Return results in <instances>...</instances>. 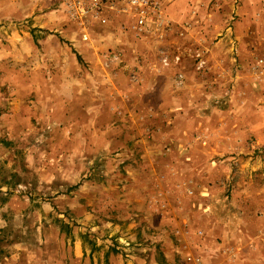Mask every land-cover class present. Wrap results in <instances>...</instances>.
Listing matches in <instances>:
<instances>
[{"label": "rangeland", "instance_id": "obj_1", "mask_svg": "<svg viewBox=\"0 0 264 264\" xmlns=\"http://www.w3.org/2000/svg\"><path fill=\"white\" fill-rule=\"evenodd\" d=\"M190 3L179 96L129 104L94 24L0 0V264H264V0Z\"/></svg>", "mask_w": 264, "mask_h": 264}, {"label": "crops", "instance_id": "obj_2", "mask_svg": "<svg viewBox=\"0 0 264 264\" xmlns=\"http://www.w3.org/2000/svg\"><path fill=\"white\" fill-rule=\"evenodd\" d=\"M158 1L163 6L166 16V22L163 25L151 21L147 29L139 30L136 18L122 4L114 9L106 7L98 20L91 19L90 23L95 25L92 28L93 33L103 34L106 42L101 53L90 52L87 44L78 39L79 55L87 52L88 62L92 63V68L102 70L105 68V71L113 73L110 78L105 75V87H108L107 83L111 79L124 82L122 90L119 86H116L117 90L114 91L117 93L113 94L114 102L129 104L134 102L154 103L157 101L155 97L157 94H162L163 99L172 102L179 96L175 74L181 68L175 69V66L168 68L163 65V56L168 53L171 54V50L163 45L172 43V40L170 43V39H168L171 36V38L174 37V43L177 38L178 46H173L174 53L179 51L186 54L185 52H188L189 49L191 53L194 51L189 41H191L198 21L197 16L194 15L197 7L191 5L192 0ZM114 55L119 56V58L117 60L112 59ZM103 64L107 65V68ZM108 66L112 67L109 68ZM147 107L149 110L158 111L157 107L154 108L150 105H147ZM164 115H162V118ZM167 117L172 118L168 115ZM248 230L254 232V227L249 226ZM184 260L187 262L186 259ZM248 262H253V260L242 261V263ZM207 263L204 262V264Z\"/></svg>", "mask_w": 264, "mask_h": 264}, {"label": "built area", "instance_id": "obj_3", "mask_svg": "<svg viewBox=\"0 0 264 264\" xmlns=\"http://www.w3.org/2000/svg\"><path fill=\"white\" fill-rule=\"evenodd\" d=\"M124 5L130 10L137 20L139 30L149 27V23H158L163 25L166 22L164 8L158 0H61V6L66 10L71 20L80 23H90L92 20H98L106 7L116 8ZM84 39L88 37L85 35ZM119 56L114 55L112 59L117 60ZM181 58H174V64H180ZM162 63L165 67H171L173 61L168 56H163ZM197 69L202 71L205 69L207 62L198 56ZM180 78L182 76L180 75Z\"/></svg>", "mask_w": 264, "mask_h": 264}]
</instances>
